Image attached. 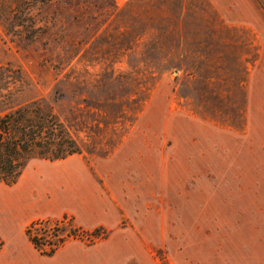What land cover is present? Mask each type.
<instances>
[{"label": "rangeland", "instance_id": "374dc122", "mask_svg": "<svg viewBox=\"0 0 264 264\" xmlns=\"http://www.w3.org/2000/svg\"><path fill=\"white\" fill-rule=\"evenodd\" d=\"M35 101L82 154L0 185V264H264V0H0V117Z\"/></svg>", "mask_w": 264, "mask_h": 264}, {"label": "trees", "instance_id": "16d2710c", "mask_svg": "<svg viewBox=\"0 0 264 264\" xmlns=\"http://www.w3.org/2000/svg\"><path fill=\"white\" fill-rule=\"evenodd\" d=\"M82 154L80 144L51 110L35 101L0 117V185L18 183L34 160L63 161ZM81 230L68 220H38L26 230V237L42 256L53 257L70 240L79 239ZM107 237L102 228L92 234L91 242ZM4 242L0 237V254Z\"/></svg>", "mask_w": 264, "mask_h": 264}]
</instances>
